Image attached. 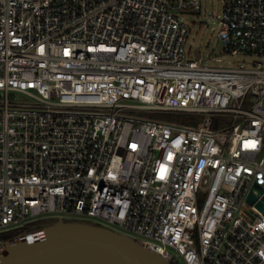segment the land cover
<instances>
[{
    "label": "built area",
    "instance_id": "1",
    "mask_svg": "<svg viewBox=\"0 0 264 264\" xmlns=\"http://www.w3.org/2000/svg\"><path fill=\"white\" fill-rule=\"evenodd\" d=\"M199 0H0V257L80 219L168 264H264V61L187 54ZM219 37L264 58V0H225ZM141 113L178 116L190 123ZM193 122V123H192Z\"/></svg>",
    "mask_w": 264,
    "mask_h": 264
},
{
    "label": "water",
    "instance_id": "2",
    "mask_svg": "<svg viewBox=\"0 0 264 264\" xmlns=\"http://www.w3.org/2000/svg\"><path fill=\"white\" fill-rule=\"evenodd\" d=\"M195 54L200 58L199 49ZM248 201L264 214L260 185L253 186ZM53 221L42 232L7 241L0 264H168L145 242L117 229L80 219Z\"/></svg>",
    "mask_w": 264,
    "mask_h": 264
},
{
    "label": "rangeland",
    "instance_id": "3",
    "mask_svg": "<svg viewBox=\"0 0 264 264\" xmlns=\"http://www.w3.org/2000/svg\"><path fill=\"white\" fill-rule=\"evenodd\" d=\"M199 1L201 3L200 10L195 11L193 8H189L180 14L189 26V35L186 43V50L189 57H195V50L199 49L203 58L206 59V65L223 68H251L254 66L253 63L255 61L262 59L264 61L263 57H259L251 51L234 55L225 49L224 43L219 37V22L224 10L225 0ZM141 114L180 123H190L189 120L178 116L150 113Z\"/></svg>",
    "mask_w": 264,
    "mask_h": 264
},
{
    "label": "trees",
    "instance_id": "4",
    "mask_svg": "<svg viewBox=\"0 0 264 264\" xmlns=\"http://www.w3.org/2000/svg\"><path fill=\"white\" fill-rule=\"evenodd\" d=\"M53 222H54L53 220L40 221V222L36 223L34 226H32L31 228H29L27 230H22V231H19V232H15L14 234L10 235L9 238H13V237L17 236L19 233L33 232V231L40 230V229L45 228L46 226L52 224Z\"/></svg>",
    "mask_w": 264,
    "mask_h": 264
}]
</instances>
